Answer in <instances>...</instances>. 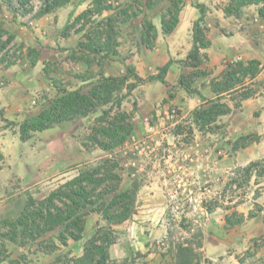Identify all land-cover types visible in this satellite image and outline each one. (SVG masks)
Masks as SVG:
<instances>
[{"label":"rangeland","instance_id":"rangeland-1","mask_svg":"<svg viewBox=\"0 0 264 264\" xmlns=\"http://www.w3.org/2000/svg\"><path fill=\"white\" fill-rule=\"evenodd\" d=\"M11 1L19 6V0ZM43 1L30 0L28 6L35 9L24 12L11 7L10 0H0V22L15 35L10 46L23 49L16 64L10 67L0 65V91L3 96L10 91L16 92L19 99L16 118L20 116L25 120L35 116L56 98L59 89H79L88 93L100 75H106L105 66L107 63L112 65L113 60L120 62L115 66L125 69L119 75L125 74L128 67L137 72V66L127 61L130 59L141 60V64L149 66L147 71L151 74H155L158 66L166 60L167 55L163 52L150 56L158 44V37L150 47L147 46L142 40V25L148 18L156 21L162 30V18L169 16L171 0H109L112 8L102 15L92 16L84 27H81L84 20L75 24V19L91 6L93 0H75L74 9L75 5L68 8L66 4L36 17L34 13ZM186 1L191 0H181V9ZM192 1L199 3V0ZM151 3L152 7H149ZM224 3L225 8L228 1L214 0L211 6L216 8ZM245 7L236 17L245 15ZM263 7L264 3L253 6L250 10L255 12L253 15L249 10L246 12L249 13L246 14L248 18L252 17V23L259 22L255 20L259 14L258 19L264 16L260 11ZM124 9L128 12L125 13ZM109 17L117 19L115 48L120 49L118 58L106 53L93 54L82 45L98 22ZM259 20L264 21V17ZM67 24L72 25L69 30L66 29ZM31 48L39 52L35 65L31 63ZM179 60H176L179 68L169 76L171 81L180 79L182 75L188 76L192 71L190 65ZM252 60L259 62L256 75L264 72V56L261 60ZM239 63L243 62L227 59L225 64L228 68L221 81H216L214 70L209 71V66L203 67L206 74L192 83L195 93H188L178 81H167L166 85L158 82L140 84L129 93L127 88H123L115 95L118 98L127 94L120 108L113 102L100 104L87 116L57 123L46 133H33L28 139L29 145L19 149L15 160L20 170L23 165L21 173L27 178L20 179L14 171L11 192L8 190L10 210L8 213L0 212V264H63L70 258L82 256L87 241L99 228L112 233L113 243L109 247L111 264H171L181 243L193 248L195 262L199 264H264V79L250 81V74L243 77ZM228 71L237 73L236 77L242 79L228 89H232L230 92L215 99L199 94L200 84L205 86V80H209L213 88L217 83L223 85ZM129 82H134V78ZM161 88L166 89L167 96L158 102L159 107L154 104L149 112H136L142 111L145 97H157ZM258 91L263 94L261 101L245 105L246 97ZM185 94L192 96L187 107L181 104ZM211 104L225 105L229 112L217 114L216 120L207 124L197 123L194 111ZM171 108L176 112H169ZM5 109L0 106V112H5ZM118 111L131 114L134 131L124 144L105 150L95 141L94 130L106 125ZM19 123L21 120L7 124L12 125L15 133L20 132V127H15ZM53 133L61 134L67 144L76 143L72 153L76 149L78 158L84 157L81 153L86 151L87 157L73 162V158L63 153L62 168L55 173L52 162L40 164L45 154L41 147L43 136L46 134L47 138ZM157 141L174 149H156L153 155L148 154L145 158L138 155V148L146 149ZM177 149L185 152L183 163L186 164V173H167L164 165L168 155L172 154V160H182L178 155L181 151ZM106 161L111 162L114 172L121 177L120 190L139 192L142 185L150 184L156 176L166 178L160 180L163 186L159 197L166 206L164 213L153 215L154 211H142L136 194L133 215L118 224L110 225L97 209L99 206L89 205L85 209L87 222L82 239H68L67 245L60 239L63 227L46 230L37 240H31L22 229L15 235L11 233L9 223L19 217L29 197L43 200L52 190L82 171L99 168ZM133 161H136V166H126ZM252 163L257 165L250 168ZM34 170L36 172L33 173ZM31 174L36 178L32 179ZM190 190L198 202L201 201L204 211H193L189 207L187 193ZM112 195L107 194L106 200L109 201ZM227 218L235 223H229Z\"/></svg>","mask_w":264,"mask_h":264},{"label":"trees","instance_id":"trees-1","mask_svg":"<svg viewBox=\"0 0 264 264\" xmlns=\"http://www.w3.org/2000/svg\"><path fill=\"white\" fill-rule=\"evenodd\" d=\"M71 0H44L35 11L36 17H42L56 9L68 4ZM109 0H93L87 10L80 13L75 24L84 20L85 24L91 21L92 16L102 15L105 10L112 8ZM224 11L227 15L239 16L243 8L251 4L264 3V0H227ZM172 6L169 10V16L162 18L161 27L165 34L171 33L179 23L181 11V0H171ZM30 0H19V6L13 4L11 7L25 11H33L34 6H28ZM14 5V6H13ZM18 6V7H17ZM201 16L193 25V46L187 55L185 62L192 67L191 73L182 75L179 84L190 94L195 93L192 83L200 76L205 75L204 64L209 56L206 49L211 45L207 37V27L205 25V16L207 6L204 3H197ZM152 7V3L149 5ZM125 13L128 10H123ZM264 14V7L260 10ZM134 14H137L134 12ZM117 19L109 17L107 20L98 22L97 27L87 34L86 41L82 43L83 47L93 54L106 53L107 55H117L115 24ZM72 25L67 24L69 30ZM83 29V28H80ZM158 28L156 24L146 18L142 25V40L147 46L158 37ZM15 39V35L4 28L0 22V65L10 67L16 64L18 58L23 52L22 48L11 47L10 44ZM31 63L35 65L39 59V52L34 48L30 49ZM257 60H250L248 65L239 63V71L243 77L250 74L254 77L257 73ZM172 64V60L166 62L159 68V72L151 74L147 78L141 77L133 67H128L127 72L122 75H104L101 74L98 82L92 84L88 93L82 90L67 91L57 90L56 98L44 106L35 116L26 118L20 125L21 139L26 141L30 139L33 133L52 128L55 124L71 120L79 116H87L96 111L100 104L113 102L118 108L121 107L123 99L127 94L116 98L117 92L127 88L129 93L138 85L146 81L158 80L166 83V74ZM237 73L228 71L223 85L217 83V89L222 92L225 89L233 87L241 78L236 77ZM134 78V82H129ZM236 80V81H235ZM229 108L221 104H211L207 108L199 107L194 111L195 120L201 125L215 121L217 114H226ZM108 114V113H106ZM131 114L124 111H118L107 122L106 125L96 128L95 141L105 150L114 149L124 144L134 131V124L131 121ZM0 151V161L3 160ZM257 165L252 163L250 168ZM248 168V170L250 169ZM121 177L114 172V166L106 161L99 168L90 171H82L78 176L67 181L62 186L54 189L43 200H37L29 197L22 213L13 222H10L11 233L17 234L22 229L31 240L40 238L46 230H54L63 227L60 232V239L67 245L68 239L78 241L82 239L86 228L85 209L89 206H99L97 209L103 214L107 222L118 224L129 219L135 209L137 190H120ZM112 193L109 201L105 196ZM228 219V218H227ZM228 222L234 224L229 218ZM12 235V238L15 237ZM111 231L99 228L95 234L87 241L82 256L70 258L63 264H111L109 247L113 243ZM196 254L193 248L188 244H179L175 252V258L171 264H199L195 262ZM1 261V260H0Z\"/></svg>","mask_w":264,"mask_h":264},{"label":"crops","instance_id":"crops-1","mask_svg":"<svg viewBox=\"0 0 264 264\" xmlns=\"http://www.w3.org/2000/svg\"><path fill=\"white\" fill-rule=\"evenodd\" d=\"M214 0H199V3H204L207 8V14L205 16V25L207 27V37L211 41V45L206 49V52L209 56V59L207 63L204 64V68L206 69L207 66H209V71L214 70L213 75L215 76L216 81H221L223 76L225 75V70L228 68L226 66L225 62L227 59H237L241 62H243L244 65H247L248 62L252 59H258L261 60L264 56V31L260 30L259 27H262L264 25L263 20L258 19L259 15L255 17V20L259 21L256 24L252 23V17L248 18L246 13L248 10L252 9L253 6H260L253 4L249 5L248 7H245L244 9V16L236 17L234 15H227L224 11V5L225 3L220 6L213 8L211 6L212 2ZM220 2L227 1V0H219ZM75 5V0H71L66 7H70L71 5ZM197 1H186L183 2V8L181 9L180 15H179V23L177 27L169 34L163 33L157 22L156 24L158 28V44L153 49L154 51L150 53L151 57L157 56L158 52H163L167 55L166 60L163 62V64H160V66L156 65L155 68L158 66L156 74L159 72V68L163 66L166 62L169 60H172V64L169 68V71L166 74V81L171 83H176V81L179 82V79L176 81H171L169 79V76L174 73V70L176 71L177 68H179V65L176 63V60L180 59L179 61H182L186 64L185 60L187 58L188 53L190 52L192 46H193V25L196 20H198L201 16L199 8L196 6ZM262 5V4H261ZM76 7L73 6V9ZM78 13V12H77ZM255 12L252 11L250 14H254ZM245 21V22H244ZM249 22H251L249 24ZM260 26V24H262ZM259 27H258V26ZM228 30V31H227ZM232 31V32H231ZM263 43V44H262ZM118 52L120 53V49L117 47ZM151 51V50H150ZM149 55V53L147 52ZM119 55V54H118ZM118 55L114 56L115 58H118ZM182 59V60H181ZM143 60V59H142ZM129 62H133V65L137 66V73L143 77L147 78L151 73L147 71L149 66H144L142 61H136V60H127ZM112 65H109L108 63L105 66L106 75H119L120 72H124V67L119 68L117 64H120L119 61L113 60ZM145 63H147V60H145ZM144 63V64H145ZM262 80L264 79V72H261L257 74L255 77H251L250 81H256V80ZM206 85L204 86L202 83L199 87V94L202 95L204 98H210L215 99L225 93L230 92L232 89L227 91L220 92L217 87L213 88L212 85L209 84V80H205ZM158 82L161 83L158 80L154 81H146L142 84L150 85L152 83ZM162 83V84H168ZM203 85V87H202ZM161 92L157 97L154 96H147L143 99L144 105L141 109L136 112H149L152 106L156 104L159 105L158 102L165 98L167 96L166 89L161 88ZM185 99H181V104L183 106L187 107L188 104H190L189 101L192 100V96L189 94H185ZM263 98V94L261 91H258L256 93L250 94L248 97H246L245 105H249L253 102H259ZM178 100V98H177ZM19 99L16 97V92H7L3 96V93L0 91V106L6 107L5 112H0V151L3 155V160L0 161V212L2 213H8L9 207H11V204L8 201L9 195L8 190L10 191L11 184H13V176L14 171H17V176L24 180L27 178V175H23L21 173L22 169L24 168L23 165L19 167L15 165V160L17 158V154L19 149L24 145H29V141L22 140L21 134L18 130V132L12 131V125H8L7 123L9 121H18L21 120V123L24 121V118H16V111H18L19 107ZM9 108H8V107ZM159 107V106H158ZM191 107V106H190ZM18 108V109H17ZM132 109V108H127ZM144 109L146 111H144ZM188 109V108H187ZM15 127H20V124ZM47 130L42 131L43 133H46ZM50 133V132H48ZM156 132L153 133L155 135ZM79 143V142H77ZM172 143V142H170ZM152 144V143H151ZM75 145L67 144V142H64L63 138L61 137V134L55 135L48 134L46 138V134L43 136L42 141V149L45 151L44 157L40 164L46 163V162H52L53 164V173L58 172L62 168V154L66 153L70 156V158H73V162L80 161V159H84L87 157V151L81 153L82 158H78L75 152L72 153V148H75ZM164 146V147H163ZM77 147V145H76ZM172 147H165L164 144H162L160 141H157L156 143H153L152 145L147 146L146 149L138 148V155L142 157H146L148 154H154L156 152V149H170ZM79 149V148H78ZM174 149V147L172 148ZM81 150V149H80ZM180 150V149H177ZM68 151H71L68 153ZM181 151V150H180ZM136 153V154H137ZM180 157L182 160H178V158H174L172 160V154L168 155V158L166 159L167 164L164 166V170L166 172H173L177 171L180 174L186 173V164L183 163V159L185 157V152L182 150L179 152ZM150 156V155H149ZM22 157V156H21ZM22 159V158H21ZM156 162V161H155ZM23 164V163H22ZM16 167V169H15ZM140 167H142V164H140ZM195 168V166H191ZM142 169V168H141ZM162 171V174L164 175L165 172ZM160 173V170H158ZM36 172V170L33 171V173ZM45 172V171H44ZM14 173V174H13ZM47 173V172H46ZM161 174V173H160ZM33 175V174H31ZM30 175V176H31ZM162 177V176H161ZM159 176H156L154 178L155 180L150 182V184L142 185L139 188V192H137V195H139V208L142 211H151L153 212V215L159 213H164V210L166 208L165 204L162 203L160 200V196L162 195V186L163 183H160V180H166V178H161ZM31 178V177H30ZM36 178V175H33L32 179ZM39 178V177H38ZM158 178V179H157ZM164 182V181H163ZM160 183V185H159ZM161 186V187H160ZM11 192V191H10ZM5 196V198L3 197ZM156 197V198H155ZM158 197V198H157ZM152 215V214H151Z\"/></svg>","mask_w":264,"mask_h":264},{"label":"built area","instance_id":"built-area-1","mask_svg":"<svg viewBox=\"0 0 264 264\" xmlns=\"http://www.w3.org/2000/svg\"><path fill=\"white\" fill-rule=\"evenodd\" d=\"M262 24H260V26H262ZM264 29V25L261 27ZM262 66H264V62H262ZM169 112H176V109L175 108H171L169 110ZM174 115V114H173ZM130 165H133V166H136V161H133L131 163H127L126 166H130ZM198 198L196 197V195H194L192 193V191L190 190L188 193H187V203L189 205L190 208H192L193 211H204V208L201 204V201L198 202Z\"/></svg>","mask_w":264,"mask_h":264}]
</instances>
